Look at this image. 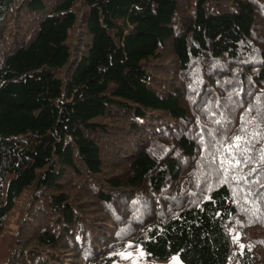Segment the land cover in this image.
<instances>
[{
    "label": "trees",
    "instance_id": "1",
    "mask_svg": "<svg viewBox=\"0 0 264 264\" xmlns=\"http://www.w3.org/2000/svg\"><path fill=\"white\" fill-rule=\"evenodd\" d=\"M263 66L264 0H0V264H264Z\"/></svg>",
    "mask_w": 264,
    "mask_h": 264
},
{
    "label": "rangeland",
    "instance_id": "2",
    "mask_svg": "<svg viewBox=\"0 0 264 264\" xmlns=\"http://www.w3.org/2000/svg\"><path fill=\"white\" fill-rule=\"evenodd\" d=\"M12 229L14 230L15 227L12 226ZM119 254H120L121 264H184L181 261H179L177 257H172L168 261L149 259L145 257L142 250L138 246H133V247L127 246L125 249L121 250ZM231 264H234V262H232Z\"/></svg>",
    "mask_w": 264,
    "mask_h": 264
},
{
    "label": "bare ground",
    "instance_id": "3",
    "mask_svg": "<svg viewBox=\"0 0 264 264\" xmlns=\"http://www.w3.org/2000/svg\"><path fill=\"white\" fill-rule=\"evenodd\" d=\"M42 135V134H41ZM54 153V152H53ZM168 162H169V160H168ZM173 163V162H172ZM170 165V164H169ZM226 212H227V210H226ZM236 211H234V213H235ZM228 213V212H227ZM226 214V213H225ZM231 217H233L232 215H231ZM228 219V218H227ZM181 254V253H180Z\"/></svg>",
    "mask_w": 264,
    "mask_h": 264
},
{
    "label": "snow or ice",
    "instance_id": "4",
    "mask_svg": "<svg viewBox=\"0 0 264 264\" xmlns=\"http://www.w3.org/2000/svg\"><path fill=\"white\" fill-rule=\"evenodd\" d=\"M236 139H237V141H239L240 140V137H237Z\"/></svg>",
    "mask_w": 264,
    "mask_h": 264
}]
</instances>
